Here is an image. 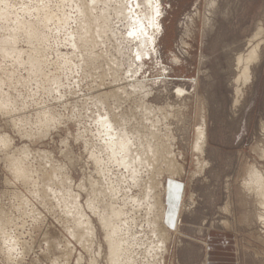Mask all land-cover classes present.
<instances>
[{"label": "rangeland", "instance_id": "1", "mask_svg": "<svg viewBox=\"0 0 264 264\" xmlns=\"http://www.w3.org/2000/svg\"><path fill=\"white\" fill-rule=\"evenodd\" d=\"M38 1L67 21L38 23L42 32L29 40L12 31V20L0 19V138L8 142H0V264H108L104 232L87 200L124 206L128 225L134 218L123 262L159 264L145 247L156 241L153 198L144 196L156 181L170 230L163 264H264V206L250 185L252 171L264 173V0H157L159 29L144 19L138 35L130 33L129 7L125 18L114 9L132 0ZM38 1L0 0V7L7 3L12 17L28 20L33 17L21 7H41ZM255 45L259 57L244 80ZM105 111L129 129L142 126V135L153 133L158 161L140 170L136 185L99 153L97 115ZM202 125L199 154L193 144ZM92 150L104 156V166ZM171 157L181 173L168 172ZM21 166L25 177L14 171ZM75 194L86 214L79 220ZM86 217L95 227L93 241L88 232L78 233L80 240L71 233L84 229Z\"/></svg>", "mask_w": 264, "mask_h": 264}, {"label": "bare ground", "instance_id": "2", "mask_svg": "<svg viewBox=\"0 0 264 264\" xmlns=\"http://www.w3.org/2000/svg\"><path fill=\"white\" fill-rule=\"evenodd\" d=\"M8 1V0H7ZM10 1V0H9ZM12 1V0H11ZM22 1V0H21ZM38 1V0H37ZM63 1H68V0H61V2ZM71 1V0H70ZM68 1V2H70ZM127 1V0H125ZM129 1V0H128ZM2 2V1H1ZM4 2V1H3ZM14 2V1H13ZM18 2V1H17ZM36 2V1H35ZM39 3L41 1H38ZM78 2H80L78 0ZM21 3V2H20ZM25 3V2H24ZM37 3V2H36ZM14 4V3H13ZM18 4V3H17ZM26 4V3H25ZM25 4H23L22 6H24ZM30 4V3H29ZM38 4V3H37ZM41 4V3H40ZM127 4L129 3H125V2H121L119 3L114 9H115V12L116 14H121L124 18L127 17L126 14L128 15V13H126V9L129 7L130 9V12L129 14H131L130 16L133 17V23L135 24L132 28H131V31L130 33L132 35H138V33L143 29V25H144V19L147 20V23L148 25L150 26V28L152 30H158L159 29V20L157 18V15L159 14V6H158V2L157 0H132V4H134L136 6V8H132L131 6H133L132 4H130L131 6H128ZM21 5V4H20ZM76 5V4H75ZM3 6V5H2ZM14 6V5H13ZM12 6V7H13ZM29 6V5H28ZM28 6H24V8L21 7V9H23V11L26 13H28L29 15L28 16H32L33 18L32 19H24L23 18H19V16L16 14L15 16H11L12 14V11L8 8L9 5L6 3V5L4 6V8H1L0 7V19L2 21H7L9 22L8 20H12L10 21L11 23L14 22L13 26L11 27L12 31L14 30L17 31V30H21L19 32H22L23 34H25L27 36V38L29 40L33 39V37H36L37 35H39V32L41 30H38V23L40 24H44V25H47V22L48 21H52L54 18L56 19L57 22H62L63 24L67 21V18L65 17V15H63V13L61 15H58V14H55L53 13L52 11H48L46 10L47 8V5H43L41 4V7L39 5H36L35 7L33 6V8L30 9V7ZM78 6V5H77ZM107 6V5H106ZM144 8V11H145V14L142 15L141 12H143L142 10V7ZM11 7V9H12ZM16 7V5H15ZM32 7V6H31ZM14 8V7H13ZM19 8V7H18ZM78 9V8H77ZM82 9V8H80ZM78 9V10H80ZM109 9V8H108ZM15 10L17 9H14V12ZM105 10V9H104ZM20 13H22V11H19ZM18 12V13H19ZM23 12V14H24ZM95 12V11H94ZM125 12V13H124ZM16 13V12H15ZM25 13V14H26ZM96 13V12H95ZM141 14V15H140ZM21 16V15H20ZM116 16V15H115ZM160 16V15H159ZM12 17V18H11ZM69 17V16H68ZM120 17V16H119ZM31 18V17H30ZM34 18L36 19V21H34ZM116 18V17H115ZM117 19V18H116ZM120 20V19H119ZM122 20V19H121ZM131 20V19H130ZM75 21V20H74ZM98 21V20H97ZM118 21V20H117ZM54 22V21H53ZM57 22L55 24H57ZM10 23V24H11ZM58 23V24H59ZM104 23V22H103ZM52 24V23H51ZM51 26V25H50ZM112 26V25H111ZM43 27V26H42ZM45 27V26H44ZM43 27V28H44ZM144 30V29H143ZM42 32V31H41ZM113 32V31H112ZM257 33V32H256ZM153 34V33H151ZM260 34V33H259ZM5 35V34H4ZM41 35L42 33L40 34V38H41ZM109 35V34H108ZM25 36V37H26ZM15 37L16 39L18 38L17 35L16 36H12V40L11 41H15ZM24 37V38H25ZM39 37V36H37ZM36 37V38H37ZM104 37V36H103ZM107 37V36H106ZM111 37V36H110ZM114 37V36H113ZM154 36L151 35V38L149 39L150 43L154 40ZM108 40V38H107ZM152 40V41H151ZM28 41V40H26ZM38 40L36 39V48H37V43H40V42H37ZM103 41H105L103 39ZM94 42V41H93ZM29 43V42H28ZM30 43H33L34 42H31ZM42 43H43V40H42ZM41 43V45H42ZM32 44V45H33ZM39 45V44H38ZM40 45V46H41ZM91 45V44H90ZM46 46V45H45ZM119 46V45H118ZM258 46L259 45H255L253 46L248 54L246 55V58H245V65L243 67V78L244 80H249L250 77H251V71H250V63L257 60L258 57H259V49H258ZM39 47V46H38ZM40 49V48H39ZM40 51V50H39ZM28 52V51H27ZM32 53V52H31ZM34 53V52H33ZM36 53V52H35ZM40 53V52H39ZM37 54V53H36ZM33 55V54H32ZM40 55V54H39ZM42 56V55H41ZM243 57V56H242ZM34 58V56H33ZM37 59V58H36ZM40 59V57H38V60ZM45 59V58H44ZM44 59H41V60H44ZM39 60V61H41ZM72 61V60H71ZM114 61V60H113ZM244 61V60H243ZM75 62V61H74ZM115 62V61H114ZM33 63V62H32ZM43 63V62H41ZM39 64V63H38ZM37 64V65H38ZM40 65V64H39ZM239 65H242V64H239ZM25 66V65H24ZM241 68V67H240ZM241 78V77H240ZM45 79V78H44ZM44 83V82H43ZM53 86V85H52ZM51 87V86H50ZM57 89V88H55ZM135 89V88H134ZM122 92H125L124 88L121 89ZM179 90V89H178ZM181 91V90H179ZM129 93L130 90H129ZM130 96V95H129ZM130 98V97H129ZM110 102V101H109ZM5 104V103H4ZM4 104L1 103V107L4 108ZM124 104V103H123ZM116 106V105H115ZM146 106V105H145ZM6 107V105H5ZM142 107V106H141ZM115 108V107H114ZM117 108V106H116ZM127 108V107H126ZM139 108V107H138ZM146 110H150V107L149 106H146L144 107ZM107 110V109H106ZM136 111V110H135ZM134 111V113L136 114V112ZM139 111V110H138ZM142 111V110H141ZM106 112V111H105ZM127 112V110H126ZM143 112V111H142ZM121 113V112H120ZM133 113V112H132ZM140 113V112H138ZM98 114V113H97ZM122 114V113H121ZM123 115V114H122ZM137 115V114H136ZM127 116V115H126ZM139 116V115H137ZM141 116V115H140ZM139 116V118H140ZM97 118L99 119L97 124L99 126L98 128V132L99 134H101L100 136L101 137V140H102V144H101V147H100V151L99 153L100 154H104L106 153L105 155V160H106V163L108 161V164H114L116 163L118 166H121L123 169L126 170V172L129 174V177H131L133 183L136 185L138 184V173L141 172L140 170H142L144 167H147V166H151L152 168L155 164L156 161H158L157 159V154L159 152V149H157V147H154L152 144H150L151 142V137H153V133L151 131H147V133H144L143 132V135L141 134L142 133V126L141 128H139L140 126H135V127H132V129H129L128 125H126L125 123H123L124 121L122 122H119L116 114H113L110 112H106V113H102V114H98L97 115ZM121 118V117H120ZM126 118V117H125ZM124 118V119H125ZM56 121V120H55ZM142 123V122H141ZM137 124H138V121H137ZM136 124V125H137ZM145 125V124H144ZM148 125V124H147ZM150 125V124H149ZM148 125V126H149ZM201 125V124H200ZM146 127V125H145ZM131 128V127H130ZM143 129V128H142ZM153 129V128H151ZM156 130V129H155ZM146 131V130H144ZM196 138H195V141H194V144H193V151L195 152H199L202 153L203 151V146H204V143H205V129L202 126L198 127L196 129ZM3 135V134H2ZM6 136V134H5ZM99 136V137H100ZM142 136H144V138H149V142H146L145 145L142 144V142H144L142 139ZM138 140H137V139ZM9 139V138H8ZM153 139V138H152ZM7 141V138H0V142L2 143V145H6V142ZM11 141V140H10ZM147 141V140H146ZM157 143V142H156ZM10 144V142H9ZM155 144V142H154ZM159 144V142H158ZM156 145V144H155ZM9 146V145H8ZM169 146V145H168ZM171 147V146H170ZM159 148V146H158ZM10 149V148H9ZM163 149V148H162ZM3 150V149H2ZM13 150V149H12ZM10 150V152L12 151ZM93 151V150H92ZM164 151V150H163ZM8 152V151H7ZM15 152V151H14ZM6 153V152H5ZM13 153V152H12ZM16 153V152H15ZM94 154V151L91 152ZM8 154V153H7ZM14 154V153H13ZM18 154V153H17ZM166 154V153H165ZM173 154V153H172ZM19 155V154H18ZM162 156V155H161ZM9 157L8 156V160H9ZM15 157V156H14ZM102 157V156H101ZM101 157L99 155H96L94 154L93 155V158L95 160V163L99 164L100 166L103 165V162H104V156L103 158L101 159ZM168 157V156H167ZM16 158V157H15ZM14 158V159H15ZM159 158V157H158ZM12 161L11 159V162H15L16 164V159ZM18 159V157H17ZM20 159V158H19ZM22 160V159H21ZM24 160V159H23ZM22 160V161H23ZM110 162V163H109ZM163 163V162H162ZM161 163V164H162ZM14 164V163H13ZM14 164V166H15ZM164 164V163H163ZM43 165V164H42ZM115 165V164H114ZM160 165V164H159ZM17 166V165H16ZM104 166V165H103ZM103 166L101 167L103 169ZM106 166V164H105ZM110 166V165H109ZM113 166V165H112ZM13 167V166H12ZM150 167V168H151ZM105 168H109V167H105ZM111 168V166H110ZM109 168V169H110ZM162 168V167H161ZM167 170L168 172L169 171H174V172H179L181 173L183 171V168L180 166V165H176L174 160H173V157L171 158H168L167 160ZM44 169V168H43ZM106 170V169H105ZM104 170V171H105ZM116 170V169H115ZM118 170V169H117ZM150 170V169H149ZM148 170V171H149ZM165 170V169H164ZM163 170V171H164ZM176 170V171H175ZM14 171L16 172V174H18L19 176L21 177H25V169L21 166V167H15L14 168ZM112 171V170H111ZM111 171H109L111 173ZM120 171V170H119ZM157 171V170H156ZM146 172V171H144ZM158 172V171H157ZM167 172V171H166ZM14 173V172H13ZM119 173V172H118ZM153 173V172H152ZM110 175V174H109ZM125 175V174H124ZM123 175V176H124ZM145 175V174H144ZM178 175V174H177ZM111 176V175H110ZM128 176V175H127ZM252 176L254 177L253 179V182H250V185L257 191L258 195H259V202L262 204V206H264V173L258 171V170H254L252 171ZM148 178V176H147ZM250 179V178H249ZM103 180V179H102ZM105 180H106V177H105ZM128 180V179H127ZM112 181V180H111ZM148 181V180H147ZM146 181V182H147ZM107 182V180H106ZM118 181H116L117 183ZM122 182V181H121ZM119 183V182H118ZM117 183V184H118ZM125 183V182H124ZM132 183V184H133ZM143 183V182H142ZM110 184V183H109ZM127 184V183H126ZM131 184V185H132ZM133 184V185H134ZM160 182L159 181H156L154 183V186H149L148 188V192L145 193V197H151L153 198V204L150 205L151 207V210L152 212V217L150 218V221L151 222V230H150V234L151 236L156 239V241H152L150 242L146 247V252L148 254H150L151 258H154L153 260H155L156 262H158L159 264H163L164 263V257L163 255L167 252V248H166V242L168 240V233L170 232V230L165 226L164 224V215H165V212H166V209H165V205L163 204V201H162V196L160 193L155 192L153 191V189L157 186H160ZM82 185V184H81ZM116 185V184H115ZM128 185V184H127ZM132 185V186H133ZM146 185V183H145ZM153 185V184H151ZM97 186V185H96ZM104 186V184H103ZM106 186V185H105ZM118 186V185H117ZM116 186V187H117ZM139 186V185H138ZM137 186V188H138ZM147 186V185H146ZM250 186V187H251ZM83 187V185H82ZM93 187V186H92ZM109 189H111V187L107 186ZM115 187V186H114ZM249 187V188H250ZM96 188V187H95ZM132 188V187H131ZM98 189V188H97ZM108 189V190H109ZM117 189V188H116ZM127 189H128V186H127ZM133 189V188H132ZM140 189V188H139ZM154 189V190H155ZM104 191V189H102ZM107 190V188H106ZM142 190V189H141ZM107 193V191H105ZM127 192V191H126ZM125 192V193H126ZM154 192V193H153ZM120 192H118L119 194ZM142 193V192H141ZM108 194V193H107ZM116 194V195H118ZM121 194V193H120ZM106 195V194H105ZM108 197H110L109 195H107ZM106 196V198H107ZM130 196V195H129ZM143 196V195H142ZM90 197V196H89ZM122 197V196H121ZM120 197V198H121ZM124 197V196H123ZM132 197V196H131ZM144 197V198H145ZM78 195H73L72 196V199L74 200L75 204H76V212H77V220H79L80 216L83 217V216H86L85 213L82 212V208H81V205L78 203ZM91 198V197H90ZM99 198V197H98ZM104 198V197H103ZM102 198V199H103ZM125 198V197H124ZM123 198V199H124ZM127 198V197H126ZM125 198V199H126ZM141 198V197H140ZM95 199V198H94ZM101 199V200H102ZM124 199V200H125ZM128 199V198H127ZM126 199V200H127ZM98 200V199H97ZM100 200V199H99ZM121 200V199H120ZM142 200V199H141ZM140 200V202H141ZM145 200V199H144ZM143 201V200H142ZM100 201H98V203L96 204L94 202V200H87V208H89L91 210V212L93 213V215H95L98 220H99V224L101 226V229L103 230L104 232V240L105 242L107 243L108 245V264H126V261L123 262L122 260V257H126L127 259L129 257H127L126 255V252H128V249H129V242L130 240L129 239H126L124 236H126V234H128V231H129V228L131 226V222L134 221V218H131V222H130V225L127 224L126 220H123L124 218H127V213L124 211V206L123 207H115L112 206V205H108L107 203V207L101 206V203L99 204ZM102 202H104V200H102ZM112 202V201H111ZM131 202H135L136 204L139 205V200L138 199H135V198H131ZM151 202V201H150ZM129 202H127L128 204ZM71 204V202H70ZM124 204V202H123ZM130 204V203H129ZM128 204V206H129ZM135 205V204H134ZM143 205V204H142ZM141 206V205H140ZM144 206V205H143ZM148 207V206H147ZM146 207V208H147ZM75 207H73L74 209ZM84 208V207H83ZM133 208V206H132ZM138 208V207H137ZM139 209V208H138ZM130 210V209H129ZM135 210H137L135 208ZM131 211V210H130ZM133 211V210H132ZM142 211V210H141ZM145 211H147V209H145ZM150 211V210H149ZM134 212V211H133ZM137 212V211H136ZM131 213V212H130ZM146 213V212H145ZM148 214V212L146 213ZM145 214V215H146ZM170 214V213H168ZM132 215V214H131ZM166 216H167V213H166ZM170 216V215H169ZM76 217V216H74ZM145 217V216H144ZM149 219V216L147 217ZM129 219V218H128ZM167 219V218H166ZM263 219V218H262ZM76 221V220H75ZM262 221V220H261ZM80 222V221H79ZM263 222V221H262ZM81 223V222H80ZM84 224V229H76L74 232L72 231L71 233H73V236L76 237V239L80 240L81 238L78 236L80 232H88L89 234V237H90V241H93L94 240V237H95V227L93 226L91 220L89 219V217H86V221ZM148 224V223H147ZM75 225V224H74ZM146 225V223H145ZM167 225V224H166ZM77 226V225H76ZM123 228L124 230H126L127 232H125V234L123 235L121 231H123ZM75 229V228H74ZM147 229V228H145ZM146 231V230H145ZM124 232V231H123ZM130 233V232H129ZM82 234V233H81ZM87 234V235H88ZM146 235V234H145ZM149 236L147 235L146 238H148ZM151 237V238H152ZM6 238V237H5ZM10 238V237H9ZM132 240V239H131ZM12 241V240H11ZM7 242V240H6ZM91 243V242H89ZM13 246H14V243H12ZM9 245V244H8ZM11 245V243H10ZM12 246V247H13ZM16 246V245H15ZM13 249V248H12ZM12 253V252H11ZM10 253V255H11ZM130 263V262H129Z\"/></svg>", "mask_w": 264, "mask_h": 264}, {"label": "crops", "instance_id": "3", "mask_svg": "<svg viewBox=\"0 0 264 264\" xmlns=\"http://www.w3.org/2000/svg\"><path fill=\"white\" fill-rule=\"evenodd\" d=\"M173 223L174 222H172V224L170 223V225H173ZM223 244V243H222ZM222 244H221V246H222ZM224 246V245H223ZM208 264H225L224 263V259L220 262V263H216V262H214V261H212V262H209Z\"/></svg>", "mask_w": 264, "mask_h": 264}]
</instances>
